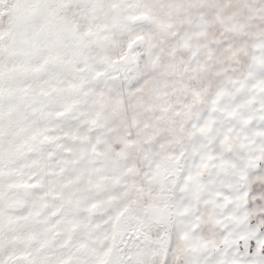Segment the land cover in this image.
<instances>
[{"label": "snow or ice", "instance_id": "obj_1", "mask_svg": "<svg viewBox=\"0 0 264 264\" xmlns=\"http://www.w3.org/2000/svg\"><path fill=\"white\" fill-rule=\"evenodd\" d=\"M0 264H264V0H0Z\"/></svg>", "mask_w": 264, "mask_h": 264}]
</instances>
